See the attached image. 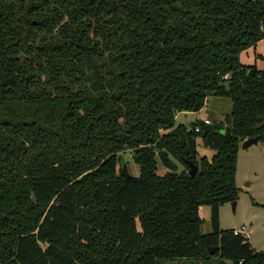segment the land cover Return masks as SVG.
<instances>
[{
  "label": "trees",
  "instance_id": "obj_1",
  "mask_svg": "<svg viewBox=\"0 0 264 264\" xmlns=\"http://www.w3.org/2000/svg\"><path fill=\"white\" fill-rule=\"evenodd\" d=\"M263 36L264 0H0V264H264L220 226L264 138V68L240 60ZM212 95L224 118L176 124Z\"/></svg>",
  "mask_w": 264,
  "mask_h": 264
},
{
  "label": "rangeland",
  "instance_id": "obj_2",
  "mask_svg": "<svg viewBox=\"0 0 264 264\" xmlns=\"http://www.w3.org/2000/svg\"><path fill=\"white\" fill-rule=\"evenodd\" d=\"M240 60L245 65L264 68V36L258 40L256 45L245 48L240 54ZM207 114L212 120L224 118L232 108V100L228 97L212 95L207 101ZM191 115L181 114L177 123L185 121L188 125L192 123ZM198 157L206 156L211 159L213 150L207 147L202 138H197ZM210 154V156H209ZM122 162L127 164L128 171L132 176H139L140 165L133 159L130 149L122 153ZM184 166L180 163L179 168ZM159 173H164L166 168L159 160ZM236 182L239 190L238 198L224 203L220 208V226L222 229H233L246 225L249 230L248 241L257 250H264V138L248 147L241 144L237 156ZM211 207L203 204L200 207V215L203 218L202 232H210ZM165 264H225V260L219 256L208 259H176L167 261Z\"/></svg>",
  "mask_w": 264,
  "mask_h": 264
},
{
  "label": "water",
  "instance_id": "obj_3",
  "mask_svg": "<svg viewBox=\"0 0 264 264\" xmlns=\"http://www.w3.org/2000/svg\"><path fill=\"white\" fill-rule=\"evenodd\" d=\"M259 139H260V136L247 138L246 140H244L242 145H243V147H248V146H250L253 143H257L259 141ZM186 162L189 164V170H188L189 174L190 175H195L196 172L198 171V165L196 164V162L194 160H192V159H186ZM122 174L126 178H129V177L132 176L129 173V171H128L127 164H123V166H122ZM233 202H234V204L236 203L235 200ZM215 249H216V247H214V248L212 247L211 248V252H214Z\"/></svg>",
  "mask_w": 264,
  "mask_h": 264
},
{
  "label": "crops",
  "instance_id": "obj_4",
  "mask_svg": "<svg viewBox=\"0 0 264 264\" xmlns=\"http://www.w3.org/2000/svg\"><path fill=\"white\" fill-rule=\"evenodd\" d=\"M207 101H209V98H208ZM207 101H206L205 106L202 109H200L199 111H181V112H178L177 115H176V124L183 123V124L188 125L187 123H185V121H182L180 123H177V118L181 114L191 115L193 117V119L191 120L192 122H194L196 120L204 121L207 118L210 119L211 121H213L212 118L206 112L207 109H208V107H209L208 104H207ZM209 156H210V154H209ZM210 216H211V214H210Z\"/></svg>",
  "mask_w": 264,
  "mask_h": 264
},
{
  "label": "built area",
  "instance_id": "obj_5",
  "mask_svg": "<svg viewBox=\"0 0 264 264\" xmlns=\"http://www.w3.org/2000/svg\"><path fill=\"white\" fill-rule=\"evenodd\" d=\"M204 121L207 123H211V120L208 118L205 119ZM196 130H199V127H197ZM233 232L235 234H243L245 237L249 236V230H248V227L246 225H242L241 227L233 228Z\"/></svg>",
  "mask_w": 264,
  "mask_h": 264
}]
</instances>
